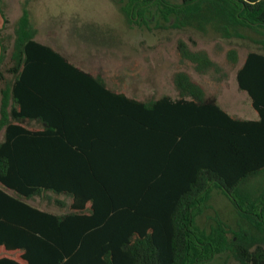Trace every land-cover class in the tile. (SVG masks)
I'll list each match as a JSON object with an SVG mask.
<instances>
[{
    "label": "trees",
    "instance_id": "16d2710c",
    "mask_svg": "<svg viewBox=\"0 0 264 264\" xmlns=\"http://www.w3.org/2000/svg\"><path fill=\"white\" fill-rule=\"evenodd\" d=\"M122 10L254 45L240 64L228 48L226 62L257 119L230 114L180 68L174 97L113 90L35 39L25 5L5 32L0 0V264H264V0H125ZM176 52L200 75L222 72L182 39ZM47 192L68 197V210L27 202Z\"/></svg>",
    "mask_w": 264,
    "mask_h": 264
},
{
    "label": "rangeland",
    "instance_id": "374dc122",
    "mask_svg": "<svg viewBox=\"0 0 264 264\" xmlns=\"http://www.w3.org/2000/svg\"><path fill=\"white\" fill-rule=\"evenodd\" d=\"M124 1L1 0L9 20L4 31H12L25 5L37 28L35 39L50 45L83 70L103 77L113 90L141 100L163 94L174 97L172 75L180 68L201 84L207 95L215 96L229 113L256 118L247 94L237 88L235 68L226 62L228 48L238 50L240 64L247 51L255 50L254 45L212 32L178 29L156 17L137 23L122 10ZM178 39L184 40L191 50L206 51L221 66L222 72L200 75L191 67L180 66L176 52ZM115 75H121L122 80L115 79ZM47 195L49 200L34 197L27 202L55 213L68 210V197L49 192ZM54 199L63 200L66 205L60 208L53 203ZM210 202L225 221L234 223L236 209L219 190H212ZM205 264L237 263L233 259L227 262L215 259Z\"/></svg>",
    "mask_w": 264,
    "mask_h": 264
},
{
    "label": "crops",
    "instance_id": "0c3cea01",
    "mask_svg": "<svg viewBox=\"0 0 264 264\" xmlns=\"http://www.w3.org/2000/svg\"><path fill=\"white\" fill-rule=\"evenodd\" d=\"M2 22H3V19H2V15H1V13H0V26L2 25ZM237 84V83H236ZM238 88V87H237ZM239 90V89H238ZM240 91V90H239ZM244 92V91H243ZM246 93V92H245ZM248 97V96H247ZM253 109V108H252ZM256 113V112H255ZM231 114V113H230ZM232 115H234V114H232ZM257 115V114H256ZM236 116V115H235ZM238 117V116H237ZM241 118H243V117H241ZM244 119H248V118H244ZM249 119H257V116H256V118H249Z\"/></svg>",
    "mask_w": 264,
    "mask_h": 264
}]
</instances>
